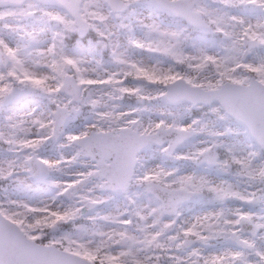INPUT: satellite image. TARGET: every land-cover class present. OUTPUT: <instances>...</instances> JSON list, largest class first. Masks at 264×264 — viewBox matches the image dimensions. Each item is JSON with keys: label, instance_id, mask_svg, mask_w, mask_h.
<instances>
[{"label": "snow or ice", "instance_id": "6c2138e0", "mask_svg": "<svg viewBox=\"0 0 264 264\" xmlns=\"http://www.w3.org/2000/svg\"><path fill=\"white\" fill-rule=\"evenodd\" d=\"M0 264H264V0H0Z\"/></svg>", "mask_w": 264, "mask_h": 264}]
</instances>
